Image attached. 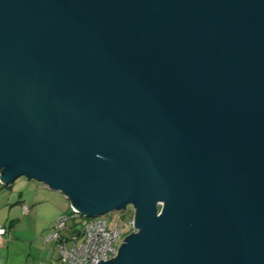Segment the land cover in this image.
<instances>
[{
  "label": "water",
  "instance_id": "1",
  "mask_svg": "<svg viewBox=\"0 0 264 264\" xmlns=\"http://www.w3.org/2000/svg\"><path fill=\"white\" fill-rule=\"evenodd\" d=\"M136 210L100 264H264V0H0V184Z\"/></svg>",
  "mask_w": 264,
  "mask_h": 264
},
{
  "label": "rangeland",
  "instance_id": "2",
  "mask_svg": "<svg viewBox=\"0 0 264 264\" xmlns=\"http://www.w3.org/2000/svg\"><path fill=\"white\" fill-rule=\"evenodd\" d=\"M1 186H0V202L2 204L0 207L1 208L3 207V208L0 209V220L3 223L6 221V223L5 224L2 223L0 225L5 226L8 229L7 232H9V228H10L9 224L12 222L10 220L13 219V217L7 218L9 210L12 211L11 214L14 215L16 208H20V210L22 209V204H19L18 201H24L23 204H27L31 208L33 199H35L38 196L39 201H43V199H45L43 196H47L45 199L46 203L37 207L39 208V210L42 211V214H41L42 217H40L41 219L39 223L37 224V231L40 232L43 240H45L46 236L50 233V231L48 230H43L45 226L44 224L45 220H47L49 217H50L49 219H51V215L53 217L55 215L68 214L72 212L71 204L68 201V199H66L64 194H62L61 192L53 191L42 183H39L36 181H29L27 178L21 177V178H18L14 182L12 188L11 187L10 188L1 187ZM20 198L23 200H20ZM8 200H11V202L13 200L14 201L18 200V201L16 202L14 206L12 204L11 205L12 208H10V204L6 205L8 203L7 202ZM33 208L31 210H33ZM44 211H47L48 214L46 215V212L44 213ZM132 211H133V207L128 206L126 211L111 212L109 214L101 216V218L106 219L108 222L109 229H112L119 224L127 225L128 222L131 220V217L133 214ZM20 215H22V211ZM45 215L47 218L45 217ZM19 219H21V216L19 217ZM89 220H90L89 218H86L83 216L77 217L73 220L72 219L68 220L67 228L61 233V235L64 236V238H67L68 240L67 243L69 247L73 245V241L71 239L72 235L76 234L77 232L75 233V231L80 230L81 226H83ZM16 222L17 221L15 220V222L13 223V227H12L13 231L9 233L8 237L12 236V238L17 237V239H20L21 241L17 243V246L20 248L24 245L28 246V244L26 245V243H24V240H28L29 238L31 241L34 237H36L35 233H32V232L27 233V230L29 228H34V224L33 223L29 224L28 222L15 224ZM8 239H11V238H6V240ZM3 244H0V246ZM116 246H119V243H117ZM57 248H58V245H57ZM57 253L60 257L59 248H58ZM3 255L5 254L3 252H0V257H2ZM1 263L6 264L5 260H3ZM60 264H63L61 259H60Z\"/></svg>",
  "mask_w": 264,
  "mask_h": 264
},
{
  "label": "built area",
  "instance_id": "3",
  "mask_svg": "<svg viewBox=\"0 0 264 264\" xmlns=\"http://www.w3.org/2000/svg\"><path fill=\"white\" fill-rule=\"evenodd\" d=\"M23 210L24 213H28L29 207L24 205ZM71 211V213L59 216L45 238L48 243L58 244L63 264H100L112 260L118 255L125 239L137 232L135 227L136 210L133 207V214L128 224H119L112 229H109L107 220L101 216L89 218L90 220L81 226L80 230H76V234L72 235L73 245L69 247L67 238H64L61 233L67 228L69 219L73 220L83 216L72 204ZM7 231L5 226L0 225V244L5 243ZM117 243L119 246H116Z\"/></svg>",
  "mask_w": 264,
  "mask_h": 264
},
{
  "label": "crops",
  "instance_id": "4",
  "mask_svg": "<svg viewBox=\"0 0 264 264\" xmlns=\"http://www.w3.org/2000/svg\"><path fill=\"white\" fill-rule=\"evenodd\" d=\"M43 197L46 199L47 196H43ZM45 199H43V201H39V197L37 196L35 199H33L31 208L27 204H23L24 201H18L17 200L19 204H22V209L20 210V208H16L14 215H12L11 214L12 211L9 210L7 218L13 217V219L10 220L12 222L9 224L10 228H9V232H7V234H6V238H11V239L6 240L5 243L0 246V252H3L5 254L2 257H0V263L3 260H5L6 264H60V257L57 253L58 252V248H57L58 244H56L55 242L48 243L46 241V239L43 240L42 235L40 234L39 231H37V224L39 223V221L41 219L40 217H42L41 216L42 211L39 210V208H37V207L46 203ZM20 200H23V199L20 198ZM17 201L13 200L11 202V200H8L7 201L8 203L6 202L7 203L6 205L10 204V208H12L11 205L13 204V206H14ZM1 204L2 203L0 202V206H1ZM24 205H27L29 207L28 213H24V210H23ZM2 208L0 207V209H2ZM32 208H33V210H31ZM36 209H38V210H36ZM21 211H22V215H20ZM45 212L47 215L48 214L47 211H44V213ZM46 215H45V217H46ZM20 216H21V219H19ZM59 216H61V215H55L53 217L51 215V219H49L50 218L49 217L48 218L49 220L48 219L45 220V223H44L45 226H44L43 230L51 231ZM15 220L17 221L15 224L24 223V222H28L29 224L30 223L34 224V228H29L27 230V233L28 232L35 233L36 237H34L31 241L29 238H28V240H24V243H26V245L28 244V246L24 245L20 248L17 246V243H19V241H21L20 239H17V237L12 238V236L8 237L9 233L11 231H13L12 227H13V223L15 222ZM2 223L3 222L0 220V224H2ZM5 223H6V221L3 224H5ZM1 264H3V263H1Z\"/></svg>",
  "mask_w": 264,
  "mask_h": 264
},
{
  "label": "trees",
  "instance_id": "5",
  "mask_svg": "<svg viewBox=\"0 0 264 264\" xmlns=\"http://www.w3.org/2000/svg\"><path fill=\"white\" fill-rule=\"evenodd\" d=\"M9 188V187H8ZM2 189V188H1ZM59 218V217H58Z\"/></svg>",
  "mask_w": 264,
  "mask_h": 264
}]
</instances>
